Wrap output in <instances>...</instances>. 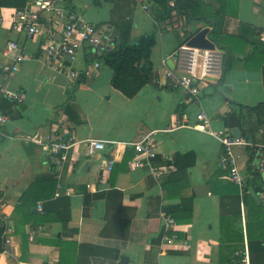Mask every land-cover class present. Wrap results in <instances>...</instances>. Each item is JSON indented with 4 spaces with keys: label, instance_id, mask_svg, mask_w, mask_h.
Here are the masks:
<instances>
[{
    "label": "crops",
    "instance_id": "obj_1",
    "mask_svg": "<svg viewBox=\"0 0 264 264\" xmlns=\"http://www.w3.org/2000/svg\"><path fill=\"white\" fill-rule=\"evenodd\" d=\"M36 1L30 6L37 9ZM174 1L168 0L169 4ZM206 3V12L221 20L223 34L251 44L264 41V0H231L229 15H222L219 0ZM68 6L102 38L95 50L86 45L78 51L75 80L38 60L50 26L46 18L43 33L30 38L25 31L12 29L17 9L0 8V110L8 119L0 125V221L5 227L0 264H239L238 255L248 250L252 207L244 203L243 193L239 204L230 192L232 181L219 166L221 143L205 129L231 133L227 118L232 113L240 115L242 138L251 145H235L233 153L247 195L264 208L260 200L264 192L256 193L245 182L251 179L250 166L257 167L264 146L261 69H245L238 62L220 77L207 78L197 101H188L183 89L165 82V74L175 66L179 46L199 30L213 27L174 13L157 32L151 81L128 98L112 86L113 71L93 58L122 43L124 23L131 25L132 42L155 30V1L68 0ZM54 30L60 33L58 27ZM11 40L21 51L6 58L3 51ZM239 52L235 56L243 54ZM19 54L26 58L22 63L15 62ZM6 66L9 72L3 70ZM201 111L210 120L205 129L199 128L197 120ZM57 127L69 129L77 140L70 160L60 167L49 162L48 150L34 140L47 144ZM144 134L155 144L152 166L167 168L160 178L146 166L132 167L131 144ZM92 139L106 144L93 156L87 147ZM190 153L193 158L186 156ZM109 159L115 161L112 172L105 170ZM176 161L181 169L175 167ZM38 178L50 197L35 203L39 191L29 190ZM60 198L65 204L63 220L69 219L66 225L60 216L62 208L51 203ZM186 200L193 201V209L185 222L176 221L180 239L163 245L162 207ZM260 221L264 237L263 216ZM259 255L264 259V253Z\"/></svg>",
    "mask_w": 264,
    "mask_h": 264
},
{
    "label": "built area",
    "instance_id": "obj_2",
    "mask_svg": "<svg viewBox=\"0 0 264 264\" xmlns=\"http://www.w3.org/2000/svg\"><path fill=\"white\" fill-rule=\"evenodd\" d=\"M35 6H38V8L29 6L16 10L12 29L14 31H25L27 36L32 38L43 33L42 20L46 18L50 26L46 32L47 40L42 46L43 52L39 55L38 60L58 74L67 75L71 80L77 79L79 73L73 69V65L78 51L86 45L94 50L100 47L102 44L101 36L96 33L92 25L83 21L77 13L70 10L68 0H37ZM145 9L149 10V7L146 6ZM54 27L60 29L59 34L55 32ZM56 34L59 36L58 39L55 37ZM17 51H21L19 44L11 40L7 42L3 55L10 58ZM175 56V67L174 69L168 68L165 74V82L171 87L183 89L188 101H197L200 87L207 78L222 75L224 55L218 49L213 51L192 48L187 44H183L178 47ZM25 60L26 58L22 54L15 58L17 63H22ZM3 70L9 72L11 68L6 66ZM85 73L91 75L90 71ZM18 101L22 102L23 98L18 97ZM197 120L201 123L199 128L209 127L210 120L204 111L198 113ZM7 122L8 119L0 110V125H5ZM205 130L221 143L222 154L219 162L221 170L227 173L233 183L243 187L244 177L237 166L233 147L238 144L250 147L251 144L247 139L236 138L225 130L213 131L211 128ZM53 132L52 136L49 135L47 138V144H44L40 139L34 140L44 145V149L48 150L49 162L53 166L60 167L70 160L69 153L77 145V140L67 128L63 130V128L57 127ZM131 145L135 153L132 160L134 169L146 166L157 178L162 177L167 172V168H155L151 164L152 160L156 158L157 152L150 135H141L140 139L134 141ZM87 147L89 155L93 156L99 151H103L106 144L92 139L87 141ZM261 154L257 169L264 176V146L261 147ZM104 163L106 164V172H112L115 161L109 159ZM260 196L261 203L264 206V193ZM39 209L41 208L39 207ZM162 217L165 221L162 244L174 245L180 239L176 220L165 214H162ZM6 243H9V239H6ZM239 264H252L247 249Z\"/></svg>",
    "mask_w": 264,
    "mask_h": 264
},
{
    "label": "trees",
    "instance_id": "obj_3",
    "mask_svg": "<svg viewBox=\"0 0 264 264\" xmlns=\"http://www.w3.org/2000/svg\"><path fill=\"white\" fill-rule=\"evenodd\" d=\"M33 0H0V8H15L24 9L30 6ZM156 3V10H152V17L155 22V30L140 36L135 41H131V25L124 23L120 27V33L122 37V43L119 44L111 51H106L101 56H95L94 60L99 61L103 65L109 67L113 71L112 86L120 91L128 98H133L138 92L151 81L153 65L151 62L152 48L156 45V35L158 31L163 29L165 23L171 21L173 14L186 17L188 20H200L206 21L212 24L213 30L211 33L212 38L218 46V50L224 55L222 73L230 71L234 66L240 62L245 69H261L264 78V41L260 40L256 44H251L247 40L239 36H231L223 34L221 31V20L210 13L206 12L207 3L206 0H175L173 4H169L168 0H154ZM221 2L222 15H229L230 8L232 6L231 0H219ZM251 44V49L244 51L246 46ZM242 55L235 56L239 52L238 47ZM240 53V52H239ZM90 58V57H89ZM92 61V60H91ZM264 108V104L259 108ZM250 110L257 108H249ZM186 156L192 157L193 153ZM185 156V157H186ZM175 167L181 169L180 161L174 162ZM249 174L251 179H246V184H252L256 193L264 192V176L260 173L257 167L250 166ZM46 187H50L46 181ZM54 185V183H52ZM44 184L41 179H37L29 193H37L33 200L37 203L41 199L50 197L49 194L44 193ZM228 186L232 188L230 192L235 195L236 200L240 204V193H243V201L247 206L252 207L253 214L249 218L247 225L248 232V250L250 260L252 264L264 263V259L260 257L259 253H264V237L263 223L260 221V217H264V208L257 207L253 202V199L247 195V185H244L243 189H240L236 184L228 183ZM28 193V194H29ZM52 204H58L62 211L60 213L63 220V211H65V204L63 198L51 202ZM193 201L186 200L182 204L177 206H165L161 211L172 218L178 223L186 221V216L192 213ZM254 209V210H253ZM251 211V212H252ZM259 219V220H258ZM259 221V224L257 223ZM64 224H68L69 219L63 220ZM131 220L126 221V235L128 234ZM5 231V227L2 226L0 221V247L1 236ZM258 231V232H257ZM263 237V238H262ZM244 253H240L238 256V263L243 258Z\"/></svg>",
    "mask_w": 264,
    "mask_h": 264
},
{
    "label": "water",
    "instance_id": "obj_4",
    "mask_svg": "<svg viewBox=\"0 0 264 264\" xmlns=\"http://www.w3.org/2000/svg\"><path fill=\"white\" fill-rule=\"evenodd\" d=\"M212 30L210 28H204L199 30L193 36H191L187 42V45L192 48L217 50L218 46L211 36ZM175 66H172L174 69ZM227 125L230 128L231 134L236 138L244 137L240 115L232 113L227 118Z\"/></svg>",
    "mask_w": 264,
    "mask_h": 264
}]
</instances>
